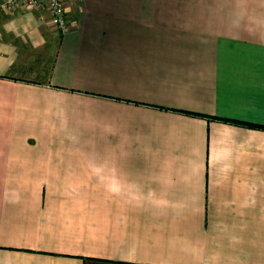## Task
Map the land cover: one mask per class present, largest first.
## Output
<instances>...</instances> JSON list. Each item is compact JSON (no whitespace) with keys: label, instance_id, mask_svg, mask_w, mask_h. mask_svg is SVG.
I'll return each mask as SVG.
<instances>
[{"label":"crops","instance_id":"1","mask_svg":"<svg viewBox=\"0 0 264 264\" xmlns=\"http://www.w3.org/2000/svg\"><path fill=\"white\" fill-rule=\"evenodd\" d=\"M66 13H0V264H264V0Z\"/></svg>","mask_w":264,"mask_h":264},{"label":"built area","instance_id":"2","mask_svg":"<svg viewBox=\"0 0 264 264\" xmlns=\"http://www.w3.org/2000/svg\"><path fill=\"white\" fill-rule=\"evenodd\" d=\"M67 1L69 0H0V13L15 10L47 11L52 25L63 33L68 29Z\"/></svg>","mask_w":264,"mask_h":264},{"label":"rangeland","instance_id":"3","mask_svg":"<svg viewBox=\"0 0 264 264\" xmlns=\"http://www.w3.org/2000/svg\"><path fill=\"white\" fill-rule=\"evenodd\" d=\"M52 52H53V47H51L50 50H49V52H48L49 56L52 55Z\"/></svg>","mask_w":264,"mask_h":264}]
</instances>
